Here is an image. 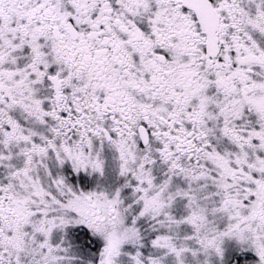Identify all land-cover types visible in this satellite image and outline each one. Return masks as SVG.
Listing matches in <instances>:
<instances>
[{
  "label": "snow or ice",
  "instance_id": "obj_1",
  "mask_svg": "<svg viewBox=\"0 0 264 264\" xmlns=\"http://www.w3.org/2000/svg\"><path fill=\"white\" fill-rule=\"evenodd\" d=\"M0 264H264V0H0Z\"/></svg>",
  "mask_w": 264,
  "mask_h": 264
}]
</instances>
